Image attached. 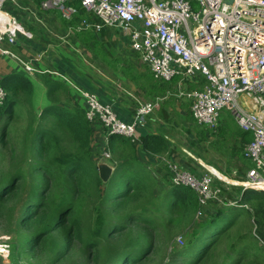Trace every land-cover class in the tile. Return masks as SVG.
Listing matches in <instances>:
<instances>
[{
  "label": "trees",
  "instance_id": "trees-1",
  "mask_svg": "<svg viewBox=\"0 0 264 264\" xmlns=\"http://www.w3.org/2000/svg\"><path fill=\"white\" fill-rule=\"evenodd\" d=\"M74 6L78 12L87 11L79 0ZM69 22L74 26L73 21ZM106 33L103 31V35ZM72 36L146 97L154 100L176 90L178 78L159 81L148 68L140 69L134 61L111 57L98 33L80 30L73 31ZM17 42H22L21 36ZM38 80L48 98L41 110L34 100ZM0 84L7 92L0 105V160L6 150L11 151L10 157H4L10 167L1 162L4 158L0 161V224H12L18 233V241L11 244L10 260L14 264L21 262L28 247L50 251L47 264H60L79 255V250L90 264H146L159 250L161 236L169 241L176 237L164 232L181 227L190 228L184 232L182 244H175L169 260L161 264H208L212 259L211 264H220L216 256L222 246V264H243L250 257L264 260V190L242 189L237 206H225L205 215L192 188L176 186L172 180L167 184V179L161 188L144 165L141 152L152 157L169 152V142L161 132L143 134L139 146L116 134L105 139L99 153L102 162L109 163L114 171L104 182L99 174L100 162L93 156L96 123L86 116L82 99L73 102L76 93L69 83L55 73L32 77L24 69H12ZM189 84L191 88L197 86ZM23 117L26 123L19 133L16 126ZM15 128L20 135L11 142ZM218 130L223 139L229 135V142L230 135L235 136L234 143L238 140L242 151L252 139L227 119L219 122ZM104 150L111 157L102 156ZM19 153L24 156L21 160L15 157ZM232 153L231 157L245 158L239 150ZM245 159L240 160L248 170L253 163ZM156 187H160L161 194L156 193ZM239 188L235 186L236 191ZM152 199L155 208L148 206ZM86 207L93 213L89 216L87 212L89 219ZM153 209L160 212V217ZM199 212L204 219L199 218ZM244 214L250 217L248 229L239 227Z\"/></svg>",
  "mask_w": 264,
  "mask_h": 264
},
{
  "label": "built area",
  "instance_id": "built-area-1",
  "mask_svg": "<svg viewBox=\"0 0 264 264\" xmlns=\"http://www.w3.org/2000/svg\"><path fill=\"white\" fill-rule=\"evenodd\" d=\"M11 1L18 4L16 0H0V58L19 63L34 75L40 72L35 61L22 59L15 52L23 30L20 18L7 7ZM70 1L41 0V7L60 9L69 18L77 12L68 6ZM79 1L99 21L85 19L78 30L118 28L155 79L167 82L178 78L173 93L137 102L129 121L97 95L83 91L88 119L99 122L106 136L116 134L134 142L139 140L141 123L168 97L189 102L195 121L211 128L217 125L220 112L229 108L237 125L252 135L243 150L253 163L243 188L264 189V0ZM2 77L0 71V81ZM189 83L197 86L191 88ZM6 95L0 84V105ZM103 155L111 157L108 151ZM168 166L173 183L198 192L199 202L207 205L218 198L211 176L198 177L182 170L178 163ZM10 252V245L0 244L1 257L10 261Z\"/></svg>",
  "mask_w": 264,
  "mask_h": 264
},
{
  "label": "rangeland",
  "instance_id": "rangeland-1",
  "mask_svg": "<svg viewBox=\"0 0 264 264\" xmlns=\"http://www.w3.org/2000/svg\"><path fill=\"white\" fill-rule=\"evenodd\" d=\"M16 1L18 2L17 5L13 1H11L7 5V7H11L14 13L20 18V24L22 26L23 32L19 34V37L21 36V39L23 37H31V32L26 28L32 26L33 28H35L33 33L37 34L33 35L34 39L39 43L41 47L48 46L47 48L40 49L38 52H36L37 54L35 55L32 54L25 56L26 53L22 52L23 47L21 49L20 46V44L22 43L21 42L15 48V52L20 58L33 60L37 64L42 63L43 66L50 68L47 63L52 61L55 57L58 59L57 54L60 51H63L66 54L63 59V61H65L64 63L62 61L58 62L67 64V69H69L66 70L60 67L59 72L61 73H59L58 70L51 72L55 73L56 75L60 74L58 76L63 78L67 83H70L71 86L72 84H75L74 86H72V89L76 94H78L79 97L82 95L83 91H87L90 94L96 95L98 94V91L101 90L99 88L104 87L103 90L107 91V93L109 90H112L117 96L118 94L121 95L122 100L120 104L131 103V100L133 102V105L136 106L137 102L153 100L151 97H146L144 93L138 88H136V90H133L130 86L131 83L127 81L126 77L123 74L110 70L107 65L103 64L98 55H96L95 52L93 53V50L91 48L87 47V45H82V43L77 42L74 36H72V27L68 28L67 31H64V28L62 27L63 24L66 25L64 21L55 22L53 21V15L51 13L47 14L46 12L34 10L30 7L34 6L33 3H31V0ZM72 16L73 15L67 18L63 15V19H66L67 22H69ZM115 29L117 28L105 27L101 29L102 31H96L98 35H100V37L104 40L105 48L107 49V51H109V55L111 57H121L122 59L134 61L136 65L140 67V69H144L146 66L144 63H142L139 54L132 52L129 43L127 44L126 40H123L122 36H120V34L122 35L123 33L121 31H118L119 29L117 31ZM103 31H106L107 33L103 35ZM109 31H111V33ZM29 32L31 35L29 34ZM49 43H52V45H49ZM59 44L61 47H58ZM8 63L12 66L13 61L8 59ZM34 75H36V73ZM85 84H90V89L86 88ZM178 98L177 96H172L171 100L162 101L158 106L155 107L154 111L145 118V122L153 126V129L151 131L159 129L156 132H161L169 142V152L167 154L163 156L153 157H180V160L178 161L173 158L176 161H169L166 158H156L153 161L141 157L144 165L148 169H150V172H152L155 178L159 181V186L161 188L165 183V179H167V184L168 182H170V180L173 179V174L168 166L169 163H178V166L182 170H186L188 172L191 171L192 174L197 175L198 177H200L201 175L211 176L212 180L214 181L213 186L217 189L219 188L216 193L218 198L210 200L207 205L200 202L201 210L202 212H205V215L210 211L212 213H216L217 210L225 206H237L236 200H239L240 195L244 190L242 182L246 180L247 167H245V162L243 163L239 159L238 161H236L235 166L231 164L232 167L230 166L229 168L228 157L232 156V151L239 150L240 152H242V154L243 151L239 147V142H237L236 144L234 143V139L232 137L235 138V136L230 135L232 137L230 139L231 142H229L228 139L226 140L229 135L225 139H223L218 130L219 122L223 123L224 121H226V119L229 120V122L233 124V126H236V123L234 122L231 115V111L229 110V108L223 109L220 112L217 125L214 128H211L207 127L206 125L199 124L197 121H195L193 119V116L191 115L190 104L187 101ZM25 123L26 119L24 117L21 118L17 123L16 128L19 133H21V130L23 129ZM16 128L11 132L12 139H9L11 142L15 140L18 135H20H17ZM236 128H239V126H236ZM138 135H143V133L138 130ZM141 138L142 136L139 137L138 141L132 142L140 145ZM10 141L8 143L9 147H11ZM1 145L2 142L0 141V148ZM92 146L94 150L93 156L95 161H104V159H102L101 157V154L99 153V146L96 140H93ZM1 153L3 154V149H1ZM10 154L11 151L8 150L7 152L6 150L3 158L10 157ZM15 157H20L21 160L24 156L22 155V153H19L16 154ZM3 158H1V160ZM1 162L4 165L10 167L9 161L6 158H4ZM235 186L240 187V190L236 191ZM159 188L156 187V193L158 195L162 193ZM257 190L264 189L260 188ZM196 193L199 196V193ZM231 201H236V203L234 205L229 204ZM148 206L155 208V200L152 199L149 202ZM85 212L86 214L88 212L89 216L93 214L90 207H86ZM153 212L154 214H157L158 217H160L159 211L153 209ZM88 214L87 217L89 219ZM200 215L202 216V219L205 218L204 215L201 214V212H199V216ZM226 219L227 217L222 221ZM242 219L243 222L239 220L242 222L239 227L248 229L250 227L249 215L246 214L244 217H242ZM189 228L190 227H181L180 230H178V228H171L165 231L164 233H174L176 237L169 241L167 236H161L158 240L159 243L157 244L159 250L151 254L146 264H161L163 261H168L171 255L170 252H172L174 245L177 243L180 245L182 244L183 236L185 235L184 232H186ZM17 234L18 233L16 232L15 227L12 224H8L6 222L0 224V244L10 245L11 248V244L18 241ZM29 248L30 247L27 248V253L25 254V256H23L21 262L18 264L49 263L47 259L51 256L50 251L46 249L39 250L38 248H36L35 250H33L32 247L30 249ZM222 249L223 246L219 249L216 256V260L220 264H222L220 261L222 259ZM79 251V255L75 257L73 256V258H67L60 264H90L89 258L84 257V254L81 252V250ZM212 261L208 264H211ZM0 264L14 263L12 262V260L9 261V258L5 260L0 256ZM243 264H264V260H259L257 257H250V259H246Z\"/></svg>",
  "mask_w": 264,
  "mask_h": 264
},
{
  "label": "crops",
  "instance_id": "crops-1",
  "mask_svg": "<svg viewBox=\"0 0 264 264\" xmlns=\"http://www.w3.org/2000/svg\"><path fill=\"white\" fill-rule=\"evenodd\" d=\"M31 1H32L31 3H33L34 6H30V7L33 8L34 10L46 12L47 14L51 13L53 15V21H55V22H57V21L63 22L64 21V23H66V25L63 24V26H62L64 28V31H67V29L71 27V26H69L71 24V22H67V20H64L63 19V13H62V11L60 9L52 8V9L45 10V9H43L41 7V0H39L40 2H39L38 5L36 3V1H38V0H31ZM74 1L75 0L70 1L68 3V6L74 8L76 10H78L74 6ZM58 13H59L60 16L58 15ZM70 19H71L70 21H73L74 22V26H72L73 31H80L77 28L81 26L83 20H85V19H89L90 21H94V22H98L99 21V19L92 12H88V11H85V12L84 11L83 12H81V11L78 12L77 11V12H75L73 14L72 18H70ZM26 29L31 32L32 35L30 34V32H29V34L31 35L32 38L31 37H23L22 38V43L20 44V46H21V49L23 47L22 52L26 53L25 56L32 55V54L35 55V54H37L36 52H38L40 49H43V48H47L48 47V46L47 47H41L39 45V43L34 39L33 35L35 33H33V31L35 30V28H33V30H31L29 28H26ZM81 30H86V31L87 30H92L94 32L98 31V30H95L94 28L81 29ZM105 30H108V29H105ZM109 30H111V29H109ZM115 30L117 31L118 28L115 29ZM99 31H102V30H99ZM118 31H120V30H118ZM109 32L111 33V31H109ZM35 35H37V34H35ZM120 36H122V39L123 40H126V43L127 44L129 43L126 36H124L123 34L122 35L120 34ZM42 41H44V40H42ZM49 45H52V43H49ZM58 47H61L60 44L58 45ZM64 56H66V54L63 51H60L57 54V57H58L59 60L55 57V58H53L52 61H50V62L47 63L48 66H50V68H54V69H50L48 67H45V66L42 65V63H38L37 64L35 62V66L40 70V72H37L36 74H38V73H45V72L52 73L51 71H56V70H58V72H59L60 67L68 70L69 68L67 69V64H63L64 61H65V60L63 61ZM58 61H62L63 63H60ZM12 69H14V70L17 69V70H21L22 71L23 68L20 66L19 63L15 62V61H13L12 66H11V65H9L7 59L0 58V71H1V75L4 76L6 74H9L10 72H12L11 71ZM59 73H61V72H59ZM57 75H60V74H57ZM31 76L34 77L36 75H31ZM69 85H70V83H69ZM130 86H131V88L133 90H136V86L134 84H131ZM85 87L86 88H89L90 87V84H85ZM99 89H101V90L98 91V94L97 95L99 96L100 100L103 103L108 104L112 108H114L115 111L118 112L119 116L123 120H131L134 117L136 106L133 105V102L131 100H130L131 103L120 104V102L122 100L121 95L118 94V96H117L112 90H109L108 93H107V91H104L103 90L104 87H100ZM81 99L82 98L79 97L78 94H76V97L73 98V102L78 103L77 101L78 100L81 101ZM34 100H35L36 105H37V107H38L39 110H41L48 103V98H47V95H46V88L44 87V85L41 83L40 80H38V81L35 82V95H34ZM93 125H95V131H94L93 137H94V140H96L98 142V146H99L100 151H101L102 148L104 147V141H105V139L107 140L109 136H106V134H105L103 128H101L99 122H96V124H93ZM97 125H99V127ZM236 126H238V125H236ZM152 129H153V126L147 124L144 121L143 123H141V125L139 126V129L138 130L140 132H142L143 134L152 133V132H156V131L159 130V129H157V130L151 131ZM140 136H142V135H140ZM236 141L238 142V140H236ZM136 145L139 146V144H136ZM239 147H240V145H239ZM105 151H107V150H104L102 152V156H103V153ZM141 155H142V157L144 159L153 160V161L156 158H162V159H165L166 158L169 161H176V160L179 161L180 160V157H172V158H168V157H150V156L149 157H145L147 155H143L142 152H141ZM173 158H175L176 160L173 159ZM239 159H245V158L244 157H228V163H229L228 166H229V168H230V166L232 167L231 164H233L235 166L236 161H238ZM236 168H238V167H236ZM224 178H226V177H224Z\"/></svg>",
  "mask_w": 264,
  "mask_h": 264
},
{
  "label": "water",
  "instance_id": "water-1",
  "mask_svg": "<svg viewBox=\"0 0 264 264\" xmlns=\"http://www.w3.org/2000/svg\"><path fill=\"white\" fill-rule=\"evenodd\" d=\"M231 1L232 0H229V2ZM98 168H99V174H100L101 179L104 182H107L110 179L114 171V168L107 162H100L98 165ZM199 218H202V216L200 215Z\"/></svg>",
  "mask_w": 264,
  "mask_h": 264
},
{
  "label": "clouds",
  "instance_id": "clouds-1",
  "mask_svg": "<svg viewBox=\"0 0 264 264\" xmlns=\"http://www.w3.org/2000/svg\"><path fill=\"white\" fill-rule=\"evenodd\" d=\"M150 71V70H149ZM151 72V71H150ZM97 95V94H96ZM82 99H83V101L85 102V106H86V112H87V103H86V99L83 97V95H81L80 96ZM98 97V96H97ZM101 101V100H100ZM102 102V101H101ZM103 103V102H102ZM192 115V114H191ZM86 116H87V114H86ZM194 119V118H193ZM195 120V119H194ZM92 122V121H91ZM92 123H96V121L95 122H92ZM248 160V159H247ZM113 167V166H112Z\"/></svg>",
  "mask_w": 264,
  "mask_h": 264
},
{
  "label": "bare ground",
  "instance_id": "bare-ground-1",
  "mask_svg": "<svg viewBox=\"0 0 264 264\" xmlns=\"http://www.w3.org/2000/svg\"><path fill=\"white\" fill-rule=\"evenodd\" d=\"M151 73V72H150ZM236 122V121H235ZM210 129V128H209ZM244 154V153H243ZM249 161V160H248ZM250 167V166H249ZM191 172V171H190ZM213 183H214V181H213ZM178 186V185H177ZM262 187H264V185L262 186ZM219 189V188H218ZM193 190V189H192ZM221 191V190H220ZM247 191V190H246ZM197 194V193H196ZM241 196V195H240ZM198 197V196H197ZM249 206V205H248Z\"/></svg>",
  "mask_w": 264,
  "mask_h": 264
}]
</instances>
